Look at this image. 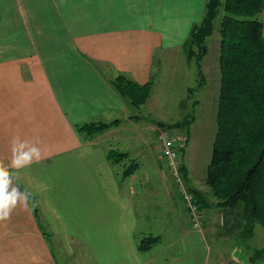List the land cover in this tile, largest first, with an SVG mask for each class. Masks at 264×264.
Returning a JSON list of instances; mask_svg holds the SVG:
<instances>
[{"label": "crops", "instance_id": "1", "mask_svg": "<svg viewBox=\"0 0 264 264\" xmlns=\"http://www.w3.org/2000/svg\"><path fill=\"white\" fill-rule=\"evenodd\" d=\"M206 3L0 0V160H10L15 136L38 141L46 151L14 177L15 185L35 197L39 217L29 202L0 221V264H209L208 236L217 235L214 226H220L221 214L235 210L199 199L203 226L196 228L157 163L152 162L154 170L140 186L153 199L158 195L152 183L161 181L166 209L142 204L144 190L140 196L139 187L130 184L139 164L120 182L119 163L108 157L109 150H121L112 142L127 139L121 132L133 130L122 128L132 122L131 105L112 79L124 75L140 84L151 81L156 63L184 53ZM115 120L94 136L78 130L85 123ZM135 135L143 140L138 129ZM236 224L238 235L243 221ZM148 236L159 240L140 249ZM248 241L244 249L238 247L239 257L246 250L250 262L264 263V258H252L264 248ZM52 243L67 248L68 256L57 257Z\"/></svg>", "mask_w": 264, "mask_h": 264}, {"label": "trees", "instance_id": "2", "mask_svg": "<svg viewBox=\"0 0 264 264\" xmlns=\"http://www.w3.org/2000/svg\"><path fill=\"white\" fill-rule=\"evenodd\" d=\"M264 0H207L206 12L201 22L194 25L184 44L188 59H196L199 75L202 60L209 53L208 38L218 25L220 33V88L217 100V132L213 153L207 169L206 183L216 198V206L240 209L243 213L241 235L247 242L255 227H264ZM115 89L131 106L145 104L152 92V80L140 84L124 75L112 79ZM110 123L89 122L78 127L88 136L112 127ZM126 152L111 149L108 157L120 163ZM126 170L123 177L131 174ZM184 177H187L183 166ZM192 190V189H191ZM197 198L208 205L207 196L192 190ZM39 217L35 197L29 201ZM203 209L204 205L199 204ZM159 240L148 236L139 242L147 249ZM254 260L264 258V249L255 250ZM264 264V263H262Z\"/></svg>", "mask_w": 264, "mask_h": 264}, {"label": "rangeland", "instance_id": "3", "mask_svg": "<svg viewBox=\"0 0 264 264\" xmlns=\"http://www.w3.org/2000/svg\"><path fill=\"white\" fill-rule=\"evenodd\" d=\"M218 28L217 25L214 34L208 38L209 53L202 60L201 75H199L196 59L189 60L185 50L182 57L155 64L152 78L153 88L148 101L140 107L130 106L128 114L132 122L125 121L122 125V128L132 127L133 130H123L121 134L122 136L126 134L127 139L112 142L114 147L120 145L121 150L117 151L130 154L129 159L125 158L115 166L120 175V182L126 170L132 168L134 164L141 166L140 172H137L130 184L139 187L137 190L140 196L144 190L140 197L144 205L146 202L152 206L160 204L163 209H166L168 205V201L164 199L165 193L161 181L152 183L158 195L156 197L155 194L153 199L150 198L145 188L140 186V183L145 184L146 181L143 176L151 175V170H154L152 166L154 161L166 176L169 182L167 185L174 192V199L178 202L179 208L185 209L187 214L190 213L178 184L179 181L161 154L159 135L161 132H167L181 147V159L187 173V177L183 180L184 185L188 189L203 192L207 196L206 199L211 200L209 204L216 206V198L206 183V177L217 132L216 112L220 88V33ZM136 129L143 133V140L139 135H135ZM136 181L138 184H135ZM234 210L231 215L221 214L219 216L220 226H214L217 235L208 236L211 253L209 264H218L221 260H228L235 248L243 245L244 249L247 244L243 242L240 233L237 235L236 223H241V220L244 223L243 213L240 209ZM191 219L193 220L192 217ZM248 243L251 247L264 248V227L261 224H257L256 235ZM52 248L57 257L59 254L64 257L68 256L67 248H59L55 243L54 245L52 243ZM73 249L75 251V246ZM247 255L245 250V254L242 255L243 260L248 264H255L254 261L250 262Z\"/></svg>", "mask_w": 264, "mask_h": 264}, {"label": "clouds", "instance_id": "4", "mask_svg": "<svg viewBox=\"0 0 264 264\" xmlns=\"http://www.w3.org/2000/svg\"><path fill=\"white\" fill-rule=\"evenodd\" d=\"M11 157L8 163L0 160V221L10 219L13 211L19 206L27 208L32 193L27 189L23 191L14 184V177L19 170L31 166L44 158L46 151L38 146V141L21 139L15 136L10 141Z\"/></svg>", "mask_w": 264, "mask_h": 264}, {"label": "built area", "instance_id": "5", "mask_svg": "<svg viewBox=\"0 0 264 264\" xmlns=\"http://www.w3.org/2000/svg\"><path fill=\"white\" fill-rule=\"evenodd\" d=\"M159 137L161 141V154L164 159L167 160L170 165V168L172 169L176 178L179 181L178 184L181 188L185 203L191 214V217L193 218V225L194 227L201 228V211L199 203L197 202L196 195L191 189L186 188L183 181L184 173L182 170L183 161L181 159V147L179 143L175 140V138L167 132H161Z\"/></svg>", "mask_w": 264, "mask_h": 264}, {"label": "water", "instance_id": "6", "mask_svg": "<svg viewBox=\"0 0 264 264\" xmlns=\"http://www.w3.org/2000/svg\"><path fill=\"white\" fill-rule=\"evenodd\" d=\"M239 248H235V251L232 253L229 261L227 262V264H248L246 263L244 260H243V257L242 259L239 257V255L237 254L238 253V250ZM242 255V254H241Z\"/></svg>", "mask_w": 264, "mask_h": 264}]
</instances>
